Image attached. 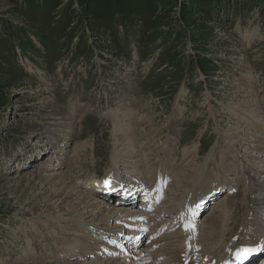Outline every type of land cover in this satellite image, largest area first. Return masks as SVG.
<instances>
[{"label":"rangeland","instance_id":"obj_1","mask_svg":"<svg viewBox=\"0 0 264 264\" xmlns=\"http://www.w3.org/2000/svg\"><path fill=\"white\" fill-rule=\"evenodd\" d=\"M236 56L244 57L242 62L245 60L251 72L247 82L253 83L258 99H264V0H0V264H29L31 257L44 261L43 253L50 251L47 243L55 244L52 240L64 232L38 220L43 208L38 213L42 200L33 197L37 188L31 185L32 189L22 192L13 190L15 180L26 173L31 178L51 175L53 169L74 178L78 190L86 192L93 180L115 165L116 151L126 152L128 146L123 142V147L115 146L116 127L104 116L113 105L108 103L113 97L112 83L128 72L133 74L127 78H139L140 82L134 108L140 116L154 117L153 125L135 127V138L143 139L144 133L159 129L149 142L148 154L140 149L149 155L142 156L144 177H151L169 156L171 175L176 165L186 162L183 151L192 144L196 151L192 169L201 170L210 149L219 146L216 131L229 129V119L223 113L238 95L233 90L238 88L233 82L239 69ZM46 94L63 116L74 113L73 103L80 107L76 116L88 106L74 122L78 125L74 131L81 129L83 139L75 141L70 133L73 138L59 144L53 136L60 131L47 132L49 120L45 117L51 114L42 102ZM262 112L258 116L264 120V108ZM170 123L173 127L180 123L173 141L169 140ZM79 141L88 145L84 157L75 163L71 159L77 155L74 150ZM167 143L171 155L164 156ZM221 143V152L230 151ZM58 145L63 148L59 157H49ZM39 148L45 154H39ZM219 155L208 166L209 175L219 167ZM49 158L55 162L48 167L45 161ZM58 162L62 167L54 170ZM150 164L156 165L150 168ZM44 165L46 170H41ZM247 186L240 184L228 204L223 201L226 210L241 213L231 225L237 244L257 239L252 232L258 228L255 230L246 208L252 205L250 196L246 198L250 192ZM32 206L36 210H30ZM246 222L252 225L245 227ZM246 229L252 230L251 237L245 234ZM81 231L66 228L63 237L69 242L58 249L78 251L84 246L75 243L83 235ZM24 248L29 252L15 260V254H22Z\"/></svg>","mask_w":264,"mask_h":264},{"label":"bare ground","instance_id":"obj_2","mask_svg":"<svg viewBox=\"0 0 264 264\" xmlns=\"http://www.w3.org/2000/svg\"><path fill=\"white\" fill-rule=\"evenodd\" d=\"M248 38H250V36ZM242 58L244 57L236 56L235 59L239 60V62L235 64L239 69L236 71V73H234L235 75L233 82L236 84V86H238V88L236 89L234 87L233 90H236L238 95H236V100L234 99L235 101H231L229 106L227 108L225 107L226 113H223L225 115L227 114L229 119V129L226 131L223 129H218L216 131L219 139L218 147H220V143L222 142L223 145H227L226 149L230 151L221 152L220 150L223 151V148L220 147L218 149L217 146L212 147L207 156L204 158V163L201 170H197L195 167L192 169L194 163L196 162V151L194 152L195 145L192 144L189 149H185L183 151L184 160L186 162L184 164L176 165L171 175H168L169 156L165 158L164 163L160 165L158 171L153 172L151 177L147 178L145 176V183L151 184H142L144 187H155L157 185L156 182H161L168 176H170L172 179L174 177L165 194V197L171 196L172 198L170 201H165V199H163L162 203L159 205L160 210L158 211L157 216L153 218L155 219L154 222H156L154 228L150 226L149 222L151 220L146 217V215H143L141 211L136 210V204L132 202V200H125L123 197L118 195L108 197L103 194L93 193V191L91 192L90 190H87L88 192L78 190V186L73 183L74 178L71 177L70 179L68 174L64 176L61 175V173H55L57 171H53V169H51L50 171L54 172L51 175L43 177L33 176L34 178H31L27 177L26 173L24 174L26 177L22 176L21 178L15 180L13 190L18 189L20 192H22V190L26 189L27 187L28 189H32L31 185L37 188V193H35L33 197L36 198L37 196H40V200H42L41 203H38L37 205V211L40 209V207L41 209L43 208L42 212H40V215H44L46 217H41L39 215L38 220L42 221L44 224L47 223L51 224L52 226L57 225L62 231L64 230V232H66V228H70V231H79L80 229L82 230L81 232H83L82 236H78L75 239V241L77 240L75 243L78 242V244L84 245L80 247L78 251L70 249H58L59 245H65L67 242H69L68 238L63 237V235L67 236V234L63 232V234H60L59 238L56 237L52 240L55 242V244H52V242L50 244L49 242L47 245L45 243V245H47L46 249L48 248L47 250L50 251L45 252V255L43 253L44 261H37L35 258L32 259L31 257L29 260L32 261V263L29 264H53L57 262H60L61 264H158L157 258L164 259L161 264H215L216 262L221 264L223 261H225L223 256H225L226 253L234 255L236 252L235 244L237 243L236 239L234 238L235 229L231 225L235 222V220H237L236 218L238 217V214H241L240 211L229 212L225 209V205L227 201L231 199V196L238 192L236 191L237 188L235 186L239 183L247 186L248 179L250 180V185L247 186V190L250 192L247 194L246 198L249 199L250 196V204L252 205L250 207H246L248 209L247 213L250 214L249 218H252V223H255L256 227L258 228L257 231L263 232L264 120L258 115L263 113L262 109L264 107H262V102L264 99H262L263 101L258 99L257 94L255 95V92L253 91V83L249 84V82H247V80H249L251 77V72L247 68L248 65H245V60L242 62ZM131 75L130 72H128L124 74L125 77L120 78L118 81L112 83L113 85L111 90L113 91V97L108 98V103H112L113 105L109 106L110 112H107L106 116L104 117H107L109 121L113 123V126L116 127L114 133V144L116 147L119 145L123 147L124 143L128 147L126 152L123 150L116 151V161L113 163L115 165L106 172V176L110 175L112 177H117L121 175V169H129L131 172L135 171L137 172V174H135L137 176H139L142 171H146L145 165L142 161V156H146V154L144 155L142 152L140 153V149L141 151L143 150V152L147 153V150L150 149L149 142L153 141L154 135H156L159 131V129H156L152 133H144L145 137L143 139L135 138L138 136L135 133V127L140 123L151 126V124L154 123V117L153 115L140 116L138 114L140 111L137 108H134L135 103L138 102L136 101L137 99L135 94H137L140 90V82L138 80L139 78L130 79L129 77H126ZM47 89L48 88L42 89V91ZM118 91H121V94L118 93L116 95ZM47 95L48 94L42 96L43 105H47V108L51 114L45 117L47 120H49V123L47 124L48 127H46L47 132L53 130L54 132L60 131L59 134L53 136L55 141H58L59 144H61L63 141H65L64 144H67L70 138H73L70 133L74 135L75 141L81 140V129L80 131H74L78 126L75 125L74 122H76L78 119H81L82 114L84 115L85 111L88 109V106H84L83 110H81V114L76 116L75 111H78L80 107L78 104L73 103L72 105H75L76 109L74 113L63 116V114L58 111L57 107L54 108L55 106L51 105L52 100ZM255 96L257 98H255ZM208 104L210 103L208 102ZM245 114L250 115L251 118L245 116ZM221 116L222 115H220V117ZM60 119H63V121L58 123L57 120ZM177 121L179 122V119ZM177 121L175 120V122ZM231 122L232 124H230ZM82 124L83 123H81V125ZM179 124L180 123H177L173 127L170 123L171 137H169V140H174V135H176V132L179 130ZM52 126H55L56 128L51 129ZM169 143L165 145L166 152L164 156H166V153L171 155L172 148L169 147V145L171 146ZM44 145L42 144V146ZM46 145L48 146V144ZM87 145L80 143L79 141V143H77L75 146L76 150H74L77 151V155L73 156L71 160L75 163H78L79 157H84L86 151L85 148ZM62 149L63 148L59 147V145L56 146L54 150L50 152V155L48 153L49 157H51V154L58 156L59 152H62ZM37 151L39 154H45L41 148L37 149ZM151 152L149 153L152 154ZM224 153L225 155L222 156ZM217 154H221V156L219 155L220 165L213 175H209L207 168L208 166L213 165L216 159L218 160ZM148 156L149 155L146 157L148 158ZM39 157L41 159V156H37L38 160ZM45 162L49 167L52 166V163L55 161L49 158V160H46ZM58 163L59 164L55 165L54 170H59L62 167L60 165L61 162ZM120 164L123 165L122 168ZM155 165L156 164L151 166L150 164L149 167L151 166L150 168H152ZM44 168L45 169L41 170H46L47 166ZM78 171L79 170L77 169L76 173ZM117 171L119 174H117ZM125 171H123V173ZM129 176L130 175L125 174L121 179L126 181L131 179ZM30 178L33 180H30ZM135 180V182H128L131 184V189H135L134 186H136V183H140L137 178H135ZM157 187H160V184H158ZM137 188L138 187H136V189ZM223 188H226L229 191V195L222 198L223 200L226 199V203L220 204L209 214H205V219H203L204 223L202 226H200L201 228L185 229L182 233L180 230L173 231L177 228L173 225L175 221H169L167 214H174L177 212V210L183 206V203L184 206L188 203L195 204L199 201H202L203 199L213 196L217 192H220L219 190ZM212 191L214 192L211 193ZM154 193L155 190L153 194ZM62 194H64L63 197L61 196ZM145 195L150 196V193L147 192ZM161 198V196H158L155 203ZM52 200L53 203L51 205L48 204ZM167 202L169 206L164 207ZM57 203L62 205H57ZM30 210H36L35 206L30 207ZM246 217H248V215H246ZM254 218H256L255 222ZM229 221H231L230 225ZM112 223H115L113 224L114 227H111ZM249 224L250 223L246 222L245 227H248ZM115 228L117 229L116 234H126V237L122 236L123 239L125 238L124 243H122L125 246L124 253L122 256L120 255V257L115 259L109 258L107 260H103L104 258L102 256L105 252L110 256H115L121 252L119 251V243L121 242L120 237L110 235L111 232H114ZM145 228L150 230L149 237L151 235L153 237L154 234V238L158 236V238L151 242V246H157L155 253L158 254V256H152L150 251H143L136 248L137 244L133 242L135 237L138 236V234H141L142 229ZM97 231H99V233H96ZM244 231L245 234H247V237H251L249 236L252 232L251 229H246ZM252 233L257 239L254 242L247 241L246 239H240L241 241L238 243L239 246L248 245L245 247L255 248L261 244V242H264V235L261 236V234H256L254 231ZM93 238H96L97 240H94ZM112 241H115V243ZM23 246L24 245L21 246V249ZM28 252L29 250L24 248L22 254L20 252L15 254V260L25 256ZM92 259L99 260V262H91ZM233 262L234 261H231L228 254L226 256L225 264H232Z\"/></svg>","mask_w":264,"mask_h":264},{"label":"snow or ice","instance_id":"obj_3","mask_svg":"<svg viewBox=\"0 0 264 264\" xmlns=\"http://www.w3.org/2000/svg\"><path fill=\"white\" fill-rule=\"evenodd\" d=\"M106 183H110V180L106 181ZM112 242L115 243V241ZM256 251H264V242H261V244H259L255 248L242 246L241 248L237 249L234 254L236 257L235 264H244L249 256Z\"/></svg>","mask_w":264,"mask_h":264}]
</instances>
